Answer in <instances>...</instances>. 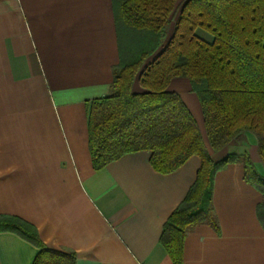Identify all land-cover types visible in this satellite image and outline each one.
<instances>
[{"label":"crops","instance_id":"obj_1","mask_svg":"<svg viewBox=\"0 0 264 264\" xmlns=\"http://www.w3.org/2000/svg\"><path fill=\"white\" fill-rule=\"evenodd\" d=\"M119 62L115 0H0V214L30 222L48 248L74 252L76 264H175L161 237L201 158L161 173L152 152L141 150L94 169L87 103L109 94ZM169 88L194 115L215 161L248 152L264 176L254 132L215 151L191 81L174 78ZM263 203L241 161L219 170L220 232L197 225L181 264H264ZM38 252L22 236L0 232V264H33Z\"/></svg>","mask_w":264,"mask_h":264},{"label":"trees","instance_id":"obj_2","mask_svg":"<svg viewBox=\"0 0 264 264\" xmlns=\"http://www.w3.org/2000/svg\"><path fill=\"white\" fill-rule=\"evenodd\" d=\"M115 2L120 62L113 68L109 94L87 103L93 167L141 150L152 152L151 164L161 173L178 170L193 155L201 158L194 185L161 237L173 262L181 264L185 238L197 225L220 232L213 208L217 172L241 161L246 181L262 193L264 176L248 152L215 161L194 115L169 86L178 77L191 81L215 151L240 136L227 133L234 118L247 121L264 163V0ZM258 216L264 226V203ZM0 232L35 244L39 252L33 264H76L74 252L48 248L37 228L20 217L0 214Z\"/></svg>","mask_w":264,"mask_h":264},{"label":"clouds","instance_id":"obj_3","mask_svg":"<svg viewBox=\"0 0 264 264\" xmlns=\"http://www.w3.org/2000/svg\"><path fill=\"white\" fill-rule=\"evenodd\" d=\"M249 127L247 121L234 118L227 126V133L230 137L235 138L241 134H244Z\"/></svg>","mask_w":264,"mask_h":264},{"label":"rangeland","instance_id":"obj_4","mask_svg":"<svg viewBox=\"0 0 264 264\" xmlns=\"http://www.w3.org/2000/svg\"><path fill=\"white\" fill-rule=\"evenodd\" d=\"M179 1H183V0H179ZM178 14V13H177ZM202 107V106H201ZM202 109V108H201Z\"/></svg>","mask_w":264,"mask_h":264}]
</instances>
